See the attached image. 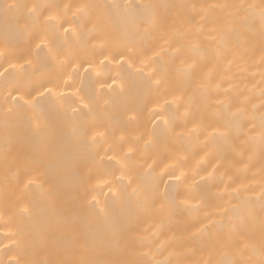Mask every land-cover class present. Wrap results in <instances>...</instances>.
I'll list each match as a JSON object with an SVG mask.
<instances>
[{
  "label": "bare ground",
  "instance_id": "bare-ground-1",
  "mask_svg": "<svg viewBox=\"0 0 264 264\" xmlns=\"http://www.w3.org/2000/svg\"><path fill=\"white\" fill-rule=\"evenodd\" d=\"M261 3L0 0V264H207L245 244L260 259ZM34 97L54 115L51 149L29 172L37 146L25 101ZM226 128L227 138L214 131ZM69 140L79 159L66 176L56 148ZM177 164L184 177L159 179ZM241 205L250 211L237 220Z\"/></svg>",
  "mask_w": 264,
  "mask_h": 264
},
{
  "label": "snow or ice",
  "instance_id": "snow-or-ice-1",
  "mask_svg": "<svg viewBox=\"0 0 264 264\" xmlns=\"http://www.w3.org/2000/svg\"><path fill=\"white\" fill-rule=\"evenodd\" d=\"M7 9H15L20 7L19 5L16 4H8L5 5ZM120 7V6H116ZM125 9H132V5H123ZM254 5L248 6L249 9L254 8ZM261 18L262 22H264V0H262L261 3ZM141 15H143V18L147 20V22L153 26V27H159L162 25L163 20L162 18L157 17V15L153 12L151 14H144L143 10H141ZM67 31V30H65ZM37 48L39 49L40 46L38 45ZM49 51H51L49 49ZM4 53L0 52V55ZM27 53H25L26 55ZM123 59V57H121ZM29 64L31 63L30 61L28 62ZM91 67V65H89ZM191 67V65H189ZM0 75H3L0 73ZM157 83H159L157 81ZM46 92H48L49 95H51V90L50 89H45ZM37 96L42 97L43 93L37 92ZM22 99V98H21ZM83 99V98H82ZM25 105L32 109L31 115L26 117L27 124H28V129L33 133V139L35 140L36 143V156L34 158H30L31 160V167L29 168V172L36 171L38 167L43 163V155L45 151L51 149V144L48 139L45 138V133L48 132L49 130V121L54 115V107L49 106L46 107L43 105L38 98H33L32 100L25 101ZM87 106V105H86ZM159 113H156V116L159 117ZM262 120H264V117H262ZM166 123V121H165ZM215 133L218 135V137L222 138H227L230 135V128H226L225 131L220 132L219 129L214 130ZM76 147L71 140H69L67 143L64 145H59L56 148V151L58 153V164L59 167L63 170L64 175H71L74 171V169L77 166L78 163V155L76 152ZM131 151V149H129ZM26 158H29L26 154ZM168 165H165V170L161 172L159 179H163V177L166 175L170 181H179L181 177L185 176V173L180 170L179 174H176V169L179 167L177 164L172 168V170H168ZM154 180L156 179L155 177L153 178ZM29 183H32V181H29ZM107 186V185H106ZM134 192L136 191L135 189L133 190ZM109 192H112V188L109 187ZM89 193H86V195ZM118 195V194H117ZM166 195V194H165ZM264 195V194H262ZM92 203L93 206H95L96 197L95 195L92 196ZM113 208L116 210L118 213L122 205H120L117 201L114 200L113 202ZM27 211V210H25ZM101 212L104 210L101 209ZM245 211H250V208H246L244 206H235L231 209V212L233 213V216L237 219L240 220L242 218V213ZM233 230H235V226H233ZM219 243V241L217 242ZM239 244V241H231L228 245L233 248H236L237 245ZM129 254H132V246L129 247L127 250ZM254 251V248H250L249 245L245 244L242 249H239L235 257L232 260L225 261L223 259H219L216 261L209 260L207 264H264V246L261 248V255L260 259H254L253 256L248 255L249 252ZM49 264H140L139 261L136 260H113V261H95V262H89V261H76V260H56V261H50ZM157 264H160V262H157Z\"/></svg>",
  "mask_w": 264,
  "mask_h": 264
}]
</instances>
